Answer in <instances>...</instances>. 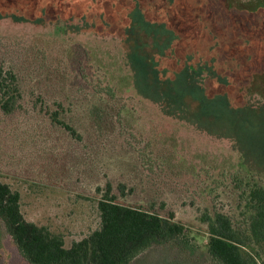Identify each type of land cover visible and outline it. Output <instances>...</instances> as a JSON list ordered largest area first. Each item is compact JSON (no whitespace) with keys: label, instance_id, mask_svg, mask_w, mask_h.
I'll return each instance as SVG.
<instances>
[{"label":"rangeland","instance_id":"1","mask_svg":"<svg viewBox=\"0 0 264 264\" xmlns=\"http://www.w3.org/2000/svg\"><path fill=\"white\" fill-rule=\"evenodd\" d=\"M0 61L22 94L0 108V182L26 221L69 248L114 196L185 227L129 264H222L223 212L263 260L264 0H0ZM0 264H30L1 218Z\"/></svg>","mask_w":264,"mask_h":264},{"label":"trees","instance_id":"2","mask_svg":"<svg viewBox=\"0 0 264 264\" xmlns=\"http://www.w3.org/2000/svg\"><path fill=\"white\" fill-rule=\"evenodd\" d=\"M22 98L17 75L0 61V108L5 113L17 109ZM247 205L252 210L250 232L264 242V187L248 190ZM101 227L89 236L65 247L64 238L24 219L20 193L0 182V218L19 250L30 264H129L149 247L166 244L185 227L142 208L118 203L114 196L99 202ZM210 251L222 264H264L243 249L246 241L223 212L209 217Z\"/></svg>","mask_w":264,"mask_h":264}]
</instances>
